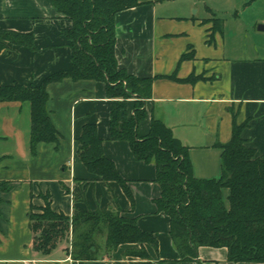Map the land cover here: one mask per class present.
<instances>
[{
	"label": "crops",
	"instance_id": "1",
	"mask_svg": "<svg viewBox=\"0 0 264 264\" xmlns=\"http://www.w3.org/2000/svg\"><path fill=\"white\" fill-rule=\"evenodd\" d=\"M214 19L222 20V30H216ZM70 27L49 0H0V29L34 38L33 49L9 43L0 53V86H39L71 70L72 50L63 34ZM116 31L119 67L154 79L142 137L149 132L150 117L164 122L189 148L194 175L204 179L220 176L217 146L231 141L235 124H248L243 139L264 154V0H227L224 10L206 7L201 16L155 1L118 13ZM186 54L191 57L181 61ZM192 78L197 80L181 82ZM47 91V110L61 136L57 149L40 143L33 153L28 102L0 104V181L16 185L0 193L5 201L0 205V264H81L68 255L70 242H61L48 256L31 246L30 208L44 206L38 196L47 194L51 208L69 217L90 210L136 218L140 229L158 240V251L147 247L154 262L254 264L230 262L225 248H201L194 261H180L169 218L155 204L161 189L154 182V164L136 161L128 143L110 139L112 101L105 84L66 78L50 82ZM87 124L97 126L104 153L128 181L133 201L118 183L98 179L80 161L77 141ZM131 247L120 246L109 255L103 250L98 260L84 264L132 261L124 256Z\"/></svg>",
	"mask_w": 264,
	"mask_h": 264
},
{
	"label": "trees",
	"instance_id": "2",
	"mask_svg": "<svg viewBox=\"0 0 264 264\" xmlns=\"http://www.w3.org/2000/svg\"><path fill=\"white\" fill-rule=\"evenodd\" d=\"M49 1L71 23L63 34L72 50V69L45 79L39 86H0V104L28 102L31 106L33 153L40 143H52L56 149L60 145L61 136L47 110L50 82L70 78L104 83L106 96L112 101L110 139L128 143L136 161L154 164V182L161 189L155 204L157 211L169 218L170 236L180 261H194L201 248H225L230 262L264 264V154L258 155L243 139L248 124H235L231 141L217 146L222 150L221 174L211 179L194 175L189 148L161 120L150 117L148 134L140 135V125L148 118L145 103L152 96L154 79L130 75L119 67L116 16L158 0ZM214 21L216 30H222V20ZM9 43L34 48L33 35L0 29V53ZM190 57L186 54L181 61ZM103 143L97 126L85 125L77 141L80 161L98 179L118 183L133 201L128 181L105 155ZM15 187L0 181V193L8 194ZM43 200L44 206L31 205L29 212L34 251L48 256L61 242L72 238L68 255L81 264L98 260L103 250L109 255L124 245L135 246L124 253L132 261L113 264H164L150 257L147 247L158 251V240L153 233L140 229L136 218L125 217L121 211L90 210L69 217L51 208L50 194ZM3 203L0 197V205Z\"/></svg>",
	"mask_w": 264,
	"mask_h": 264
},
{
	"label": "rangeland",
	"instance_id": "3",
	"mask_svg": "<svg viewBox=\"0 0 264 264\" xmlns=\"http://www.w3.org/2000/svg\"><path fill=\"white\" fill-rule=\"evenodd\" d=\"M157 2H159L161 5H167L169 8L190 9L192 16H195L196 14H199V16L203 15L204 11L206 10V7H215L224 10L227 6V0H158ZM214 25L216 27L217 22L214 21ZM38 197L43 199V195H39ZM71 240L72 238H70L68 242L71 243Z\"/></svg>",
	"mask_w": 264,
	"mask_h": 264
}]
</instances>
